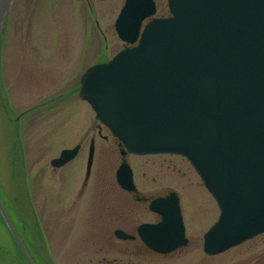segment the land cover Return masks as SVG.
Returning <instances> with one entry per match:
<instances>
[{
	"label": "rangeland",
	"instance_id": "obj_1",
	"mask_svg": "<svg viewBox=\"0 0 264 264\" xmlns=\"http://www.w3.org/2000/svg\"><path fill=\"white\" fill-rule=\"evenodd\" d=\"M125 1L13 0L0 34L2 201L25 235L29 229L30 246L46 264H264V234L220 255L205 253L204 234L220 211L186 158L125 157L147 204L118 185L124 147L80 98V87L88 68L125 48L115 28ZM157 2V16H168L167 0ZM77 145L82 147L75 159L52 167L62 150ZM170 192L180 196L186 247L160 255L145 252L139 239L116 238L118 229L133 232L142 223H157L149 202ZM1 234L0 264H20L3 252L16 257L9 234Z\"/></svg>",
	"mask_w": 264,
	"mask_h": 264
},
{
	"label": "water",
	"instance_id": "obj_2",
	"mask_svg": "<svg viewBox=\"0 0 264 264\" xmlns=\"http://www.w3.org/2000/svg\"><path fill=\"white\" fill-rule=\"evenodd\" d=\"M172 16L153 0H127L119 37L134 44L83 75L80 97L120 139L127 152L186 157L218 202L221 214L204 236L214 256L264 233V0H168ZM13 0H0V34ZM80 145L62 151L60 168ZM95 156L89 150L87 178ZM119 185L134 191L133 171L122 163ZM162 220L138 232L155 252L186 246L179 199L151 205ZM0 214L28 264H37L0 199ZM121 239H128L117 231Z\"/></svg>",
	"mask_w": 264,
	"mask_h": 264
},
{
	"label": "trees",
	"instance_id": "obj_3",
	"mask_svg": "<svg viewBox=\"0 0 264 264\" xmlns=\"http://www.w3.org/2000/svg\"><path fill=\"white\" fill-rule=\"evenodd\" d=\"M8 212H9L11 218L13 219V217H12V215H11V212H10V211H8ZM13 221H14V223H15V225H16V227H17V229H18V231H19V233H20L22 239L24 240L26 246L28 247L29 251L31 252V254H32L33 258H34V260H35L38 264H46V263H44V262L42 263L41 261H39V257H37V255H35V253H34L33 250H32L33 248L30 246V243H29V241H28V239H27V238H28V237H27V234L29 233V231H28V233H27V230H29V229L26 227V235H25V234L23 233L24 228H22V230H21V227L15 222L14 219H13ZM1 230H5V231H7V233L9 234V236H10V241H11V244H12L11 247H12V250H13L14 254L16 255V257H14L13 255H11V252H9V250H4L3 252L8 251L9 255H10L12 258H14L17 262H19L20 264H27L26 259L24 258L22 252L20 251V249H19V247L17 246L16 242H15L14 239L12 238V236H11L9 230L7 229L6 224L4 223V220L2 219L1 214H0V245H3V244H5V241H4V237H3L2 234H1ZM10 251H11V248H10ZM6 253H7V252H6Z\"/></svg>",
	"mask_w": 264,
	"mask_h": 264
},
{
	"label": "flooded vegetation",
	"instance_id": "obj_4",
	"mask_svg": "<svg viewBox=\"0 0 264 264\" xmlns=\"http://www.w3.org/2000/svg\"><path fill=\"white\" fill-rule=\"evenodd\" d=\"M156 2H157V0H156ZM158 3V2H157ZM167 15V13L166 14H164V15H162V16H166ZM129 194H133L134 196H135V198H136V201L138 202V203H144V204H147L148 203V201H149V199L147 198V197H144L139 191L138 192H128ZM125 232H127L126 230H124ZM127 233H129V234H133V235H136L137 236V227H136V229L133 231V232H127ZM136 239H139L138 238V236L137 237H135L134 236V238H133V240L135 241ZM140 240V239H139ZM141 241V240H140ZM142 243V242H141ZM143 244V243H142ZM143 247H141V248H143L144 250H145V252H147V253H153V254H156L155 252H153L152 250H150L146 245H142ZM104 261H106L105 259H104ZM106 262H109V261H106ZM109 263H111V262H109ZM109 263H106V264H109ZM114 264H120L117 260H115V262H114Z\"/></svg>",
	"mask_w": 264,
	"mask_h": 264
}]
</instances>
